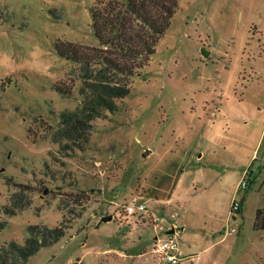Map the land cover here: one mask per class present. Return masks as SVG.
<instances>
[{"label":"rangeland","instance_id":"rangeland-1","mask_svg":"<svg viewBox=\"0 0 264 264\" xmlns=\"http://www.w3.org/2000/svg\"><path fill=\"white\" fill-rule=\"evenodd\" d=\"M98 1L0 0V246L63 220L22 264H169L152 247L173 227L177 264H264V0H177L130 92L78 147L53 138L82 100L79 64L54 42L98 45ZM13 198L31 203L7 212Z\"/></svg>","mask_w":264,"mask_h":264},{"label":"trees","instance_id":"trees-1","mask_svg":"<svg viewBox=\"0 0 264 264\" xmlns=\"http://www.w3.org/2000/svg\"><path fill=\"white\" fill-rule=\"evenodd\" d=\"M176 6L177 0H99L90 6L98 45L62 38L55 40V51L79 64L82 100L80 106L59 113L60 128L54 133V140L65 139L80 147L94 129L92 120L105 110L117 108L118 99L131 90L129 77L137 74L142 61L154 52ZM5 18L0 8V21ZM55 88L61 93L69 92L67 84L62 82H57ZM74 197L73 203L84 207L85 197L81 194ZM30 203L29 198L24 201L13 198L12 206L6 211L24 209ZM68 205L66 202L63 207ZM5 223V219L0 220V229ZM254 225L264 228V210L260 207L256 208ZM66 228L63 220L54 226L28 224L23 242L10 240L0 246V264H22L41 246L57 241Z\"/></svg>","mask_w":264,"mask_h":264},{"label":"built area","instance_id":"built-area-1","mask_svg":"<svg viewBox=\"0 0 264 264\" xmlns=\"http://www.w3.org/2000/svg\"><path fill=\"white\" fill-rule=\"evenodd\" d=\"M248 184L247 173L244 172L240 178L237 187L244 188ZM241 207V202L237 199H233L231 202V212L237 211ZM129 212H135L137 209L146 211V205L144 203L135 204L134 202L129 203L126 206ZM155 226H157L155 224ZM157 228H160L157 226ZM152 250L158 254V258L162 259L169 264H177L181 259L186 257V254L181 250L178 243V235L173 228V232L166 231L162 235L156 234L154 237V243Z\"/></svg>","mask_w":264,"mask_h":264},{"label":"water","instance_id":"water-1","mask_svg":"<svg viewBox=\"0 0 264 264\" xmlns=\"http://www.w3.org/2000/svg\"><path fill=\"white\" fill-rule=\"evenodd\" d=\"M147 152H148V150H145V151L143 152V154L145 155ZM45 192H47V189H45ZM111 216H112L111 214H106V215H103V216H102V219L106 220V219L111 218ZM167 231H168V232H173V228L171 227V228L168 229Z\"/></svg>","mask_w":264,"mask_h":264},{"label":"crops","instance_id":"crops-1","mask_svg":"<svg viewBox=\"0 0 264 264\" xmlns=\"http://www.w3.org/2000/svg\"><path fill=\"white\" fill-rule=\"evenodd\" d=\"M173 225H176V223L175 224H173ZM173 228V227H172ZM167 231V230H166ZM187 255V254H186Z\"/></svg>","mask_w":264,"mask_h":264}]
</instances>
